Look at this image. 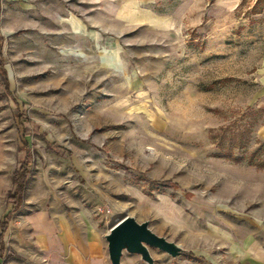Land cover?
Returning <instances> with one entry per match:
<instances>
[{
  "label": "rangeland",
  "instance_id": "rangeland-1",
  "mask_svg": "<svg viewBox=\"0 0 264 264\" xmlns=\"http://www.w3.org/2000/svg\"><path fill=\"white\" fill-rule=\"evenodd\" d=\"M93 4L0 0L12 172L23 138L29 151L16 211L82 216L101 235L133 217L181 249L149 247L153 264H264V0H181L168 28L128 32ZM233 143L240 162L219 156ZM7 232L0 264H41Z\"/></svg>",
  "mask_w": 264,
  "mask_h": 264
},
{
  "label": "crops",
  "instance_id": "crops-1",
  "mask_svg": "<svg viewBox=\"0 0 264 264\" xmlns=\"http://www.w3.org/2000/svg\"><path fill=\"white\" fill-rule=\"evenodd\" d=\"M93 3L95 13L109 16L110 22L117 23L124 32L143 28L161 31L171 25L181 0H93ZM75 20L78 27L83 26L80 19ZM12 157L7 150L5 153L0 138V223L10 210L5 197L13 188L11 165L15 160ZM13 215L5 237L6 245L27 258L41 264H111L107 234L101 235L82 216L57 211L48 213L43 209H20ZM33 245L41 254L35 253ZM257 260L263 263V255Z\"/></svg>",
  "mask_w": 264,
  "mask_h": 264
},
{
  "label": "water",
  "instance_id": "water-1",
  "mask_svg": "<svg viewBox=\"0 0 264 264\" xmlns=\"http://www.w3.org/2000/svg\"><path fill=\"white\" fill-rule=\"evenodd\" d=\"M106 241L111 264H121L124 251L141 255L145 261L153 264L149 247L159 249L173 258L181 254L179 246L156 235L147 223H139L130 216H125L111 228Z\"/></svg>",
  "mask_w": 264,
  "mask_h": 264
},
{
  "label": "trees",
  "instance_id": "trees-1",
  "mask_svg": "<svg viewBox=\"0 0 264 264\" xmlns=\"http://www.w3.org/2000/svg\"><path fill=\"white\" fill-rule=\"evenodd\" d=\"M1 45H2V39H0V74L1 77L4 81V84L7 85V75H6V71L3 67V63H2V53H1ZM250 134V131L246 130L244 134H242L241 136H243V139L245 136H248ZM22 149L24 150V158L22 159V162L20 164V168L16 171L13 172L12 174V183L15 187L14 192L10 195H8V200L11 202V210L5 215L4 217V226H2L1 231H0V249L3 248L4 245V236L7 232V228H6V222L11 218V215L13 212H15L18 207L20 206V204L22 203V199L24 196V191L26 188V183H27V179L29 177V170H28V162H29V151H28V145L27 142L25 141V139L23 138L22 140ZM242 147V145L240 146V148ZM234 148L235 145L233 143V145L231 144L229 149L224 153H220L219 156L227 158V159H232L234 161L240 162L242 161L245 157H236L234 155ZM255 156V155H253ZM255 165V164H254ZM258 167L260 168H264V165L262 164H256ZM165 185H168L170 187L173 188H178V185L173 184L170 181H167L166 183H164Z\"/></svg>",
  "mask_w": 264,
  "mask_h": 264
}]
</instances>
